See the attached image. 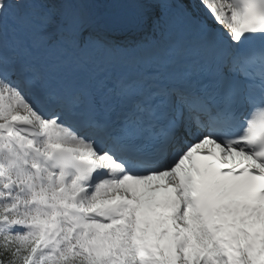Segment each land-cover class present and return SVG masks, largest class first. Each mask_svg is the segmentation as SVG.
I'll return each instance as SVG.
<instances>
[{
    "label": "snow or ice",
    "instance_id": "6c2138e0",
    "mask_svg": "<svg viewBox=\"0 0 264 264\" xmlns=\"http://www.w3.org/2000/svg\"><path fill=\"white\" fill-rule=\"evenodd\" d=\"M0 264H264V0H0Z\"/></svg>",
    "mask_w": 264,
    "mask_h": 264
}]
</instances>
